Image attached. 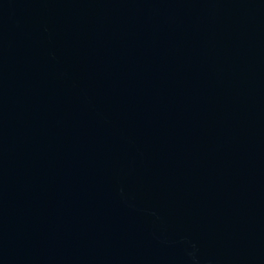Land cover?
Here are the masks:
<instances>
[{"label": "water", "instance_id": "water-1", "mask_svg": "<svg viewBox=\"0 0 264 264\" xmlns=\"http://www.w3.org/2000/svg\"><path fill=\"white\" fill-rule=\"evenodd\" d=\"M0 264H264V0H0Z\"/></svg>", "mask_w": 264, "mask_h": 264}]
</instances>
